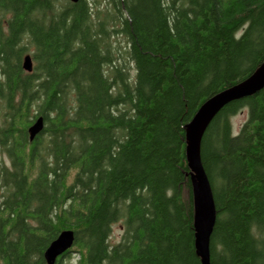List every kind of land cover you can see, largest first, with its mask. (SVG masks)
<instances>
[{"label": "trees", "instance_id": "16d2710c", "mask_svg": "<svg viewBox=\"0 0 264 264\" xmlns=\"http://www.w3.org/2000/svg\"><path fill=\"white\" fill-rule=\"evenodd\" d=\"M263 62L264 0H0V264H47L65 229L56 264H201L186 125ZM201 156L211 263L264 264V88L217 114Z\"/></svg>", "mask_w": 264, "mask_h": 264}, {"label": "water", "instance_id": "95a60500", "mask_svg": "<svg viewBox=\"0 0 264 264\" xmlns=\"http://www.w3.org/2000/svg\"><path fill=\"white\" fill-rule=\"evenodd\" d=\"M74 3L79 0H70ZM23 67L27 72L34 68L30 54L23 60ZM264 88V62L246 80L210 97L197 111L193 119L186 125L187 148L186 155L189 168L192 171L194 191V227L195 246L202 264L211 263V237L217 220L212 186L204 168L201 156L203 135L217 114L235 100L253 95ZM45 122L39 116L29 127V137L32 142L44 130ZM75 243V232L65 229L49 245L44 253L47 264H56L59 257L70 250Z\"/></svg>", "mask_w": 264, "mask_h": 264}, {"label": "rangeland", "instance_id": "374dc122", "mask_svg": "<svg viewBox=\"0 0 264 264\" xmlns=\"http://www.w3.org/2000/svg\"><path fill=\"white\" fill-rule=\"evenodd\" d=\"M117 40H119L120 46H125V40L123 39V37H118ZM128 65H130L131 68H134V65L132 63L128 62ZM246 118H247L246 110L241 111L240 113H238L236 116L233 117L232 123L234 126V130L236 132H238L239 128L241 127L242 123L246 120ZM0 157H2L3 159H7V157L3 154H1ZM122 228H123V225L120 222H117L113 225L110 242L116 243L121 239ZM74 262H75L74 257H70L64 260V264H74Z\"/></svg>", "mask_w": 264, "mask_h": 264}, {"label": "flooded vegetation", "instance_id": "af4514ba", "mask_svg": "<svg viewBox=\"0 0 264 264\" xmlns=\"http://www.w3.org/2000/svg\"><path fill=\"white\" fill-rule=\"evenodd\" d=\"M33 143V142H32ZM7 157V156H6ZM6 167H11V162L7 159L4 160Z\"/></svg>", "mask_w": 264, "mask_h": 264}, {"label": "bare ground", "instance_id": "6f19581e", "mask_svg": "<svg viewBox=\"0 0 264 264\" xmlns=\"http://www.w3.org/2000/svg\"><path fill=\"white\" fill-rule=\"evenodd\" d=\"M27 55H28V54H27ZM204 103H205V102H204ZM204 103H203V104H204ZM203 104H202V105H203ZM202 105H201V106H202ZM199 109H200V108H199ZM199 109H198V110H199ZM196 113H197V112H196ZM194 116H195V115H194ZM189 123H190V122H189ZM186 137H187V136H186ZM191 173H192V171H191ZM214 202H215V201H214ZM215 209H216V204H215ZM216 211H217V209H216ZM195 234H196V230H195ZM54 240H55V239H54ZM54 240H53V241H54ZM53 241H52V242H53ZM52 242H51V243H52ZM51 243H50V244H51ZM48 247H49V246H48ZM48 247H47V248H48ZM46 250H47V249H46ZM46 250H45V251H46ZM44 253H45V252H44ZM201 264H202V261H201Z\"/></svg>", "mask_w": 264, "mask_h": 264}]
</instances>
